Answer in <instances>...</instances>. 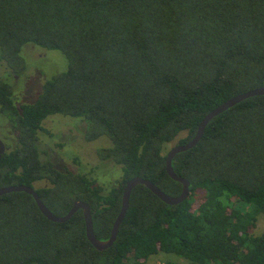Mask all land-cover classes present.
<instances>
[{
  "label": "trees",
  "instance_id": "trees-1",
  "mask_svg": "<svg viewBox=\"0 0 264 264\" xmlns=\"http://www.w3.org/2000/svg\"><path fill=\"white\" fill-rule=\"evenodd\" d=\"M28 44L61 52L67 65L19 105L0 77V114L15 131L0 187H33L55 215L86 202L95 236L107 239L126 181L179 195L164 145L186 143L211 110L264 86V0H0V64L23 69ZM50 115L81 119L85 141L108 139L95 150L118 169L108 192L55 166L38 136ZM171 164L188 197L171 205L136 185L103 250L88 241L81 209L54 222L30 194L0 195V264H145L159 252L187 264H264V230L250 232L264 215V94L213 117Z\"/></svg>",
  "mask_w": 264,
  "mask_h": 264
},
{
  "label": "rangeland",
  "instance_id": "rangeland-1",
  "mask_svg": "<svg viewBox=\"0 0 264 264\" xmlns=\"http://www.w3.org/2000/svg\"><path fill=\"white\" fill-rule=\"evenodd\" d=\"M25 67L19 71L6 69L0 64V77L6 78L13 90L14 102L19 105L32 102L40 92L44 80L65 70L67 60L57 50H46L32 44L22 49ZM43 130L38 132L39 140L50 152L57 168H67L83 172L96 179L104 192H108L118 179V169L101 160L95 150L108 144L107 138L88 142L83 138L84 122L79 118L50 115L42 123ZM0 139L12 144L15 131L6 117L0 114ZM176 140L163 147V153L174 146ZM39 184H36L38 186ZM196 200V201H195ZM192 206H197L200 198H195ZM264 230V215H258L252 234ZM145 264H187L186 260L174 254L159 252L148 257Z\"/></svg>",
  "mask_w": 264,
  "mask_h": 264
},
{
  "label": "water",
  "instance_id": "water-1",
  "mask_svg": "<svg viewBox=\"0 0 264 264\" xmlns=\"http://www.w3.org/2000/svg\"><path fill=\"white\" fill-rule=\"evenodd\" d=\"M264 94V86L262 87H257L255 89H251L248 91H245L243 93H239L225 102L221 103L218 105L216 108L211 110L208 114L204 116V118L201 120L199 123L197 130L193 136V138L189 141H187L184 144H176L172 146L166 153V159H165V169L167 174L175 181H178L182 185V190L179 195L176 196H171L166 194L164 191H162L158 186H156L154 183H152L148 179H144L140 176H135L126 181L123 192H122V197H121V207L120 211L115 218L112 228L110 231V235L107 239H99L95 236L94 230H93V223H92V217H91V209L88 203L76 200L74 201L73 205L69 209L67 213L64 215H55L46 205L43 203L42 199L39 197L38 193L35 191V189L31 186L28 185H9V186H4L0 187V195L9 193V192H15V191H23L28 194H30L37 207L41 211V213L49 220L54 221V222H64L67 221L71 216L79 209L82 210L83 217H84V222H85V233L88 241L98 250H103L112 245L114 240L116 239L117 233L119 226L126 214V211L129 207V201H130V194L132 189L136 185H144L146 186L152 193H154L158 198H160L163 202L167 204H178L185 200L188 195H189V182L187 179L184 177H181L177 175L173 168H172V158L179 152L186 151L193 146L197 144V142L200 140V138L203 135V131L207 125V123L216 115L220 114L221 112L225 111L226 109L230 108L231 106L235 105L236 103L248 98L252 97L255 95H261ZM6 146L5 143L0 139V158L1 155L5 152Z\"/></svg>",
  "mask_w": 264,
  "mask_h": 264
}]
</instances>
